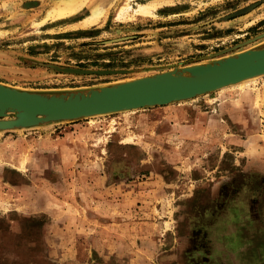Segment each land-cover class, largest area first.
Instances as JSON below:
<instances>
[{
    "label": "rangeland",
    "instance_id": "obj_1",
    "mask_svg": "<svg viewBox=\"0 0 264 264\" xmlns=\"http://www.w3.org/2000/svg\"><path fill=\"white\" fill-rule=\"evenodd\" d=\"M65 1L0 0L1 82L98 87L264 41L235 48L264 32V0H87L53 17ZM146 4L156 7L139 13ZM93 11L98 21L82 24ZM56 66L132 72L81 76ZM259 78L184 102L1 133L0 264H198L196 226L208 225L209 246L216 208L224 230L244 224V252L231 245L232 264H264ZM229 194L237 205L220 200Z\"/></svg>",
    "mask_w": 264,
    "mask_h": 264
},
{
    "label": "water",
    "instance_id": "obj_2",
    "mask_svg": "<svg viewBox=\"0 0 264 264\" xmlns=\"http://www.w3.org/2000/svg\"><path fill=\"white\" fill-rule=\"evenodd\" d=\"M264 39V32L242 46ZM74 75H115L127 69L54 67ZM264 76V41L235 54L98 87L29 90L0 81V134L184 102Z\"/></svg>",
    "mask_w": 264,
    "mask_h": 264
},
{
    "label": "flooded vegetation",
    "instance_id": "obj_3",
    "mask_svg": "<svg viewBox=\"0 0 264 264\" xmlns=\"http://www.w3.org/2000/svg\"><path fill=\"white\" fill-rule=\"evenodd\" d=\"M242 12L243 11H240L237 14H242ZM227 187L229 188L230 191L234 188V186L225 184L224 186H222L221 189H224ZM259 188L262 191L260 197H261L262 201L264 202V182H262V184ZM229 196H230V194L228 195L227 198L220 196V200H223L226 205H228V204L229 205H232V204L237 205L239 203V202H236V200L234 198L229 199ZM216 203H217V201H216ZM241 203H242V201H241ZM263 208H264V205H263ZM216 209L211 214V216L213 215L211 218L212 219L211 221H215V222H214V225L210 226V228H211L210 232H212L210 239H212V240H210L209 246H207V243H203V241L201 239V233L204 232V229L206 230L208 228V225H204V224L199 223L196 226L195 243H194V250H193L194 256L193 257L200 260L198 262V264H206V262H207L206 258H208L209 261H211V263H208V264H228V263L232 264V258L231 257L233 255V253L231 250V245L237 244V245H240L241 247L244 246V224H240V226L237 227L235 232H233L232 230H224L223 226L217 223L218 221L223 220L222 212L220 214H218L219 210L218 209L216 210ZM263 221H264V219H263ZM243 222H244V219H243ZM217 229H219L220 231H218ZM256 232L262 238V240H261L262 242L258 241V243H260L259 244L260 247H262V246L264 247V225L263 224L259 225V227H257ZM197 234H199V235H197ZM218 239L221 241L220 245H219ZM228 246H230V247H228ZM225 252H227L228 257L226 256ZM243 252H244V247H243ZM263 255H264V250H263Z\"/></svg>",
    "mask_w": 264,
    "mask_h": 264
},
{
    "label": "bare ground",
    "instance_id": "obj_4",
    "mask_svg": "<svg viewBox=\"0 0 264 264\" xmlns=\"http://www.w3.org/2000/svg\"><path fill=\"white\" fill-rule=\"evenodd\" d=\"M86 1L87 0H67V1H65V2H63L61 4H58L57 8L53 12H51V15L53 17H56V18L70 15V14L76 12L77 10H79L86 3ZM127 4L128 3L126 2L125 4H123L120 7V9H119L120 12L118 14L119 18L124 17L123 15L128 9ZM155 7H156V4L142 5V6H140L138 12L139 13L151 14L152 13L151 9L155 8ZM98 16H99L98 11H93V13L90 16L86 17L81 22L84 25L94 24V23H96L98 21V18H97ZM256 79L257 78H250V79L244 80V81L238 83L237 85H233L234 86L233 88H235V87L244 88V87H247V86H250V85L252 86L256 82H258V80H256ZM224 90H225V88L221 89V91H224ZM257 102L260 103V94L258 95Z\"/></svg>",
    "mask_w": 264,
    "mask_h": 264
}]
</instances>
